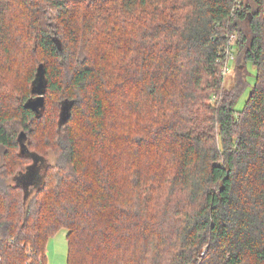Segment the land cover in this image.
I'll use <instances>...</instances> for the list:
<instances>
[{"label": "trees", "instance_id": "1", "mask_svg": "<svg viewBox=\"0 0 264 264\" xmlns=\"http://www.w3.org/2000/svg\"><path fill=\"white\" fill-rule=\"evenodd\" d=\"M0 156V264H264V0H0Z\"/></svg>", "mask_w": 264, "mask_h": 264}, {"label": "rangeland", "instance_id": "2", "mask_svg": "<svg viewBox=\"0 0 264 264\" xmlns=\"http://www.w3.org/2000/svg\"><path fill=\"white\" fill-rule=\"evenodd\" d=\"M236 35H232V38H235V40L237 38ZM234 54H236V56L232 57L229 60V63H228L229 69L226 68V71H228V72L226 74H223L224 75L223 76L224 77V79H223V83H224L223 92H227L232 87V85L234 84V80L236 78L235 66L239 62L238 61L239 59L237 58V55H238L237 51H235ZM226 61H227V59H226ZM248 68L250 70V75L248 76V81L251 83V86H252L255 83L254 80H255L256 70H255V68H253L252 64H248ZM251 86L243 92L244 94L238 103V108L243 107V105H244V103L248 97V94L250 92ZM211 105L212 106L215 105V99L212 101ZM204 112H205L206 116H208L210 114L208 109L206 110L205 108H204ZM56 156L57 155H55L52 151H49L46 155L47 160L53 164L57 161ZM38 160H40V159H38ZM44 165H45V163H43V162H42V164L40 162L39 165L38 164L34 165L32 171L30 173L31 175L29 177L26 176L25 174H23V175L20 174L17 177L18 182H19V180H23V181H21V183L24 186V188L27 189L28 193L35 190L42 183L43 174H44L43 171H45ZM25 177H28V178L26 179ZM11 182L12 181H10V183ZM67 234H68V230H66L65 228H62L61 230H59V232L57 234H55L54 236H52L49 239L48 249H47V257L49 259L48 264H68Z\"/></svg>", "mask_w": 264, "mask_h": 264}, {"label": "water", "instance_id": "3", "mask_svg": "<svg viewBox=\"0 0 264 264\" xmlns=\"http://www.w3.org/2000/svg\"><path fill=\"white\" fill-rule=\"evenodd\" d=\"M40 88H41L40 85L37 86L39 94L36 97L30 98L29 101H27V105H26L28 108L31 107L37 112H40L41 109H43L45 106V95L44 93H42ZM66 114H67V110L64 109L62 116L66 118Z\"/></svg>", "mask_w": 264, "mask_h": 264}, {"label": "built area", "instance_id": "4", "mask_svg": "<svg viewBox=\"0 0 264 264\" xmlns=\"http://www.w3.org/2000/svg\"><path fill=\"white\" fill-rule=\"evenodd\" d=\"M232 35H236V34H232ZM232 35L230 36V40H231V43H234L236 40H235V38H232ZM237 36V35H236ZM227 54H228V56H227V61L225 62V64H226V66H225V73L226 72H228V71H226V68H228L229 67V65H228V63H229V60L233 57V54H232V51H231V49L229 48V50L227 51ZM229 69V68H228Z\"/></svg>", "mask_w": 264, "mask_h": 264}]
</instances>
